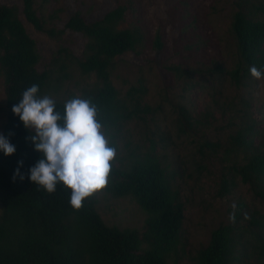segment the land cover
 I'll return each instance as SVG.
<instances>
[{
    "label": "trees",
    "instance_id": "obj_1",
    "mask_svg": "<svg viewBox=\"0 0 264 264\" xmlns=\"http://www.w3.org/2000/svg\"><path fill=\"white\" fill-rule=\"evenodd\" d=\"M20 1L21 9L0 3V78L5 98L0 134L16 148L11 156L0 152V264H264V124L253 118L247 97L254 84L249 68L264 67V0L252 5L249 0L235 1L229 28L236 51L233 64L226 67L214 63L204 70L205 86L212 94L211 110L202 116L213 119L216 111L225 119L221 129L226 130V136L207 139L198 147L200 159L205 149L216 156L221 150L219 197L230 194L238 181L249 187L263 208L237 202L229 222L211 231L206 246L188 254L182 241L185 204L172 185L179 170L175 167L168 171L156 151V140L163 145L167 140L158 123L161 106L151 108L142 102L146 93L142 79L139 85L129 87L126 95L112 80L116 57L138 53L144 42L137 27H122L126 7L118 5L92 22L75 13L64 29L56 31L51 26L55 15L45 12L47 0ZM19 13L35 31L49 38H58L64 30L82 35L86 41L82 57L67 54L63 59H54L57 70H37L40 56L36 42ZM161 47L160 35L156 34L153 48ZM65 61L73 62L81 75L93 79L79 94L91 97L103 110L114 143L124 140L128 131L122 132L132 120L143 122V140L149 143L141 151L139 144L129 147L131 141H125L129 149L123 157L117 155L106 188L86 198L79 210L69 206L71 192L62 184L49 194L30 182L29 169L40 153L27 139L31 133L11 111L33 83L39 85L41 94L58 92L68 77ZM165 69L183 82L184 91L199 85L194 82V70L180 65ZM228 86L246 90L237 96L238 103L235 98L224 97ZM73 96L56 99L57 108L63 111L64 101ZM176 111L181 130L201 123L192 120L183 104L177 105ZM17 168L25 176L23 181L18 176L13 180ZM119 200H127L137 208L143 216L141 225L122 227L103 218L101 210Z\"/></svg>",
    "mask_w": 264,
    "mask_h": 264
},
{
    "label": "rangeland",
    "instance_id": "obj_2",
    "mask_svg": "<svg viewBox=\"0 0 264 264\" xmlns=\"http://www.w3.org/2000/svg\"><path fill=\"white\" fill-rule=\"evenodd\" d=\"M43 2V0H37ZM236 0H47L44 3L45 12L55 15L51 26L57 31L64 29V24L70 16L80 13L88 22L99 19L102 15L118 6L126 7L122 27H137L144 36L142 48L138 53L127 52L115 59L112 80L115 87L126 95L129 87L139 85L138 80L145 83L146 93L142 102L151 108L161 106L159 114L160 127L167 134L166 144L156 140L157 152L168 171L175 167L178 176L172 180L181 200L185 204L183 220L184 251L186 254L195 252L208 244L210 233L220 224L229 222L237 202H244L249 207L262 209L263 205L254 197L249 187L236 181L231 193L219 197V177L223 165L219 154H211L205 149L200 159L198 147L207 139L216 140L226 136L222 131L225 119L214 111L213 119L204 118L203 113L211 110V94L209 86H205V68L213 64H223L231 67L235 58V44L229 33L231 15ZM259 0H249L250 5ZM7 6L21 9L20 0H0ZM28 34L35 40L40 59L37 70H57L56 58H65L70 54L81 58L85 39L82 35L64 30L55 39L39 33L24 21ZM160 35L161 49L153 48V39ZM64 49L62 52L61 50ZM67 79L58 92L50 93L56 99H65L69 95L79 94V90L93 79L79 73L77 66L65 61ZM168 65H180L183 69L195 71L194 85L184 91V84L165 69ZM249 110L256 121L264 124V79H253ZM201 85V86H200ZM246 90H237L232 86L225 87L223 92L227 99L235 98ZM185 105L192 120L199 119L201 123H193L192 128L180 129L176 106ZM149 116L146 115L145 119ZM5 121V98L0 78V133ZM143 122L132 120L126 124L127 134L124 140H117L118 156L123 157L134 144L141 146V151L148 147V141L143 140ZM151 126V125H150ZM222 135V136H221ZM131 145L125 148V141ZM223 141V139H222ZM163 146V148H162ZM179 163H181L179 165ZM198 166H201L197 169ZM182 172V174H181ZM103 218L110 224L122 227L139 226L143 216L137 208L127 200H119L107 209L101 210Z\"/></svg>",
    "mask_w": 264,
    "mask_h": 264
},
{
    "label": "clouds",
    "instance_id": "obj_3",
    "mask_svg": "<svg viewBox=\"0 0 264 264\" xmlns=\"http://www.w3.org/2000/svg\"><path fill=\"white\" fill-rule=\"evenodd\" d=\"M249 72L256 80L264 79V67L253 65ZM11 111L31 133L27 139L40 153L29 169L32 184L49 194L62 184L71 192L69 206L73 210L81 209L86 198L106 188L118 150L112 130L103 119V110L91 97L77 94L64 101L61 111L56 98L41 94L39 85L33 83ZM15 151V145L0 134V152L11 156ZM17 176L21 181L25 179L19 168L13 180Z\"/></svg>",
    "mask_w": 264,
    "mask_h": 264
}]
</instances>
